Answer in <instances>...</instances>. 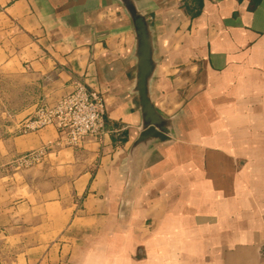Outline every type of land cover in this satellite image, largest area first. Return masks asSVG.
<instances>
[{
  "label": "crops",
  "instance_id": "crops-1",
  "mask_svg": "<svg viewBox=\"0 0 264 264\" xmlns=\"http://www.w3.org/2000/svg\"><path fill=\"white\" fill-rule=\"evenodd\" d=\"M136 2L153 31L152 99L172 130L132 164L142 116L122 2L0 0V66L21 87L11 131L74 80L106 104V130L78 147L56 145L53 127L8 137L13 156L51 149L0 175V227L46 226L38 207L62 227L0 264H264V0Z\"/></svg>",
  "mask_w": 264,
  "mask_h": 264
},
{
  "label": "built area",
  "instance_id": "built-area-1",
  "mask_svg": "<svg viewBox=\"0 0 264 264\" xmlns=\"http://www.w3.org/2000/svg\"><path fill=\"white\" fill-rule=\"evenodd\" d=\"M106 104L103 95L84 81L74 80L72 90L53 102L37 106L35 113L18 123L25 134L52 125L58 145L78 147L87 137L97 138L106 130ZM46 147L30 152L27 161H39Z\"/></svg>",
  "mask_w": 264,
  "mask_h": 264
},
{
  "label": "rangeland",
  "instance_id": "rangeland-1",
  "mask_svg": "<svg viewBox=\"0 0 264 264\" xmlns=\"http://www.w3.org/2000/svg\"><path fill=\"white\" fill-rule=\"evenodd\" d=\"M19 88L21 87L18 86V80L15 79L14 74L13 76H10L9 66H0V175H10L16 170L19 171L28 166L42 162L45 155L51 149L47 146H41L34 149L38 150L46 147L44 155L41 156L39 161L34 162L27 161L30 152L34 150L28 151L20 156H13L8 152L9 146L12 144L8 140V137H10V135L15 136L21 134L17 132L18 128L13 131L10 129V125L14 124L16 118L15 116H12V110L9 108L8 104L9 95L12 94L13 96L16 89ZM35 110L24 118L34 114ZM22 120H18V123ZM46 127L54 128V126L48 125L37 130ZM28 133H32V131ZM58 146L68 147L65 145ZM22 212L25 213L24 211ZM33 219L34 224L38 222L40 223L43 220L46 223V226H15L16 229L14 230H4L3 227H0L3 229V231H0V257L22 253L34 246L41 245L42 243L56 241L59 235V228L62 226H58V221L53 215H50V219H47L46 215L42 216V211L38 207L33 210ZM25 227H27V229Z\"/></svg>",
  "mask_w": 264,
  "mask_h": 264
},
{
  "label": "water",
  "instance_id": "water-1",
  "mask_svg": "<svg viewBox=\"0 0 264 264\" xmlns=\"http://www.w3.org/2000/svg\"><path fill=\"white\" fill-rule=\"evenodd\" d=\"M130 17L136 36L135 58L137 59L134 92L137 94L142 121L140 133L133 142L129 159L133 164L139 148L156 140L170 138L172 120L165 117L155 106L151 94V81L157 69L153 31L146 14L136 0H120Z\"/></svg>",
  "mask_w": 264,
  "mask_h": 264
}]
</instances>
